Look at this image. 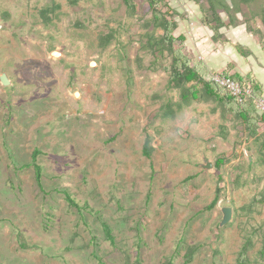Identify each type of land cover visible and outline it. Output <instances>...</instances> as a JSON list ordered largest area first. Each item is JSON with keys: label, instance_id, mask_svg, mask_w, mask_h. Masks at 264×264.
<instances>
[{"label": "rangeland", "instance_id": "1", "mask_svg": "<svg viewBox=\"0 0 264 264\" xmlns=\"http://www.w3.org/2000/svg\"><path fill=\"white\" fill-rule=\"evenodd\" d=\"M213 1L228 9L226 23L240 19L264 41V0ZM133 3L0 0V74L10 81L0 84V264H98L93 255L104 264H186L192 247L188 264H236L246 239L250 264H264V125L251 138L235 108L199 85L169 88L170 57L150 47L162 32L146 1ZM160 7L192 66L212 73L234 61L226 40L201 23L207 0ZM182 89H195L197 100H183ZM35 150L41 190L33 169H22ZM222 208L231 218L219 227Z\"/></svg>", "mask_w": 264, "mask_h": 264}, {"label": "trees", "instance_id": "2", "mask_svg": "<svg viewBox=\"0 0 264 264\" xmlns=\"http://www.w3.org/2000/svg\"><path fill=\"white\" fill-rule=\"evenodd\" d=\"M76 2L78 0H75ZM148 6V9L151 12L152 16V23L154 24V28H158L161 30L162 35L156 42L152 43L150 47L155 48L157 52L161 55L163 53H167L170 57V65L167 69L168 73V81L167 85L169 88L172 89H181L185 85L189 84H196L201 87L204 91V94L216 101L224 102L231 108H235V115L243 124L245 130L248 132L247 134L249 137L253 138L255 136V130L259 124L264 125V115H257L255 112V101L261 99V88L260 85L251 77H239L236 74H229V72H222L221 75L228 76L230 79L236 81L242 86L249 87L252 91V98L248 99L242 105H238L225 91L222 89L214 86L213 84L207 81V70L202 65L192 66L190 64L189 59L186 58L183 49L184 37H173V32L175 30L176 24L168 20L164 13H161L160 6L162 0H145ZM241 3L252 2L254 0H240ZM123 5L128 10H134V3L133 0H121ZM208 2V12L204 13L201 12L202 15V25L208 27L215 37L218 36V30L222 27V22L219 17L220 12H225L228 9L224 7L223 10L218 12L216 10L215 4L213 0H207ZM51 12V11H50ZM49 10L44 9L40 12V18L45 21L48 19ZM261 24L264 29V4L261 9ZM250 32L255 34V30L249 29ZM152 37H148V44L149 40ZM105 42L109 41V36H105L103 39ZM233 48L238 51L240 54H244L242 49L238 46H233ZM245 55V54H244ZM229 70V69H228ZM182 91H186V94L182 95V99H188V95L191 97L192 100H197V93L195 89H182ZM150 140L148 137L144 139L142 145V156L146 159H150L151 152H150ZM40 153L35 150L31 154V162L28 165H24L22 169L32 168L34 173V181L36 187L41 190V174L42 170L41 167L37 163V156ZM224 161H217L215 163V168H219ZM190 180V178H187ZM220 189L216 190L213 200L211 203L206 207V210L212 209L218 202L219 199ZM60 194L63 195L66 204L69 208L75 209L78 212L82 210V207L79 206L75 201L71 198V196L67 193V191L62 190ZM98 221L104 236V239L110 244L114 246V236L112 234L111 228L105 223L99 216ZM251 250V241L250 239H246L242 244L241 249L239 250L236 258V264H250L249 261V252ZM196 251L195 247H192L187 250L185 254V262L188 264L194 253ZM94 260L98 262V264H104L101 259H99L96 255L92 256ZM135 264H140L139 257L136 258ZM163 264H173L172 259H167Z\"/></svg>", "mask_w": 264, "mask_h": 264}, {"label": "crops", "instance_id": "3", "mask_svg": "<svg viewBox=\"0 0 264 264\" xmlns=\"http://www.w3.org/2000/svg\"><path fill=\"white\" fill-rule=\"evenodd\" d=\"M224 14L229 17L228 13L224 12ZM220 16L221 14H219ZM220 19L223 25L218 30V36H221V39H225L229 47L235 52V59L227 63L223 71L217 69L215 72H209L208 75L221 74L227 71H230V75L236 74L241 78L249 75L260 85L261 99L264 101V41L260 42L256 39L254 33L249 31V28L242 20L238 19V23L231 25L229 19L228 23L221 17ZM257 28L260 30V27ZM214 38L216 37L214 36ZM215 43L219 42L216 41ZM233 46H238L245 55L240 54Z\"/></svg>", "mask_w": 264, "mask_h": 264}, {"label": "built area", "instance_id": "4", "mask_svg": "<svg viewBox=\"0 0 264 264\" xmlns=\"http://www.w3.org/2000/svg\"><path fill=\"white\" fill-rule=\"evenodd\" d=\"M206 78L209 83L225 91L238 105H242L252 98V91L249 87L240 85L228 76L216 73L207 75ZM255 109L259 115H264V101L262 99L255 101Z\"/></svg>", "mask_w": 264, "mask_h": 264}, {"label": "water", "instance_id": "5", "mask_svg": "<svg viewBox=\"0 0 264 264\" xmlns=\"http://www.w3.org/2000/svg\"><path fill=\"white\" fill-rule=\"evenodd\" d=\"M0 29H1V27H0ZM50 56L52 58H54V59H58V58H60L61 55H60V53H58L56 51H52L50 53ZM90 66L93 67V66H95V64L94 63H90ZM0 84L3 87H6V86L10 85V81L8 80V78H7V76H6L5 73H1L0 74ZM78 95L79 94L77 92L74 93V97L75 98H77ZM210 168H211V165L210 164H207L204 167V169H206V170L207 169H210ZM221 214H222V219H221V221L219 223V227L227 224L230 221V218H231V209L230 208H222L221 209Z\"/></svg>", "mask_w": 264, "mask_h": 264}]
</instances>
